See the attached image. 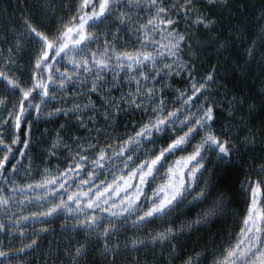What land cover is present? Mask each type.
I'll return each mask as SVG.
<instances>
[{
	"label": "snow or ice",
	"instance_id": "1",
	"mask_svg": "<svg viewBox=\"0 0 264 264\" xmlns=\"http://www.w3.org/2000/svg\"><path fill=\"white\" fill-rule=\"evenodd\" d=\"M57 7L54 0L41 5L50 14L49 23L55 19L51 29L25 15L8 54L0 56V82L18 94L11 107L8 97L0 96V106L8 107L6 115L0 112V172L7 169V175H0V231L11 236L18 229L23 236L29 233L19 227L21 222L39 225L27 244L0 248V264H24L9 258L36 247L41 234L53 231L43 220L61 212L62 230L83 232L84 239H69L62 253L50 248L44 264L49 255H62L61 264H86L90 252L99 256V264H116L122 251L137 253L129 264H201L211 241L178 251V238L229 213L232 194L221 174L226 166H237L258 137L264 141V120L257 127L248 122L256 109L254 98L227 89L221 94L215 66L196 75L195 58L205 48L227 46L224 41L217 44L218 34L211 31L216 15L201 0H75L63 6L70 14L59 16ZM259 17L258 35L264 43V8ZM201 28L210 36L201 39ZM26 40L33 47L30 71L22 79L23 70L13 69ZM256 47L253 37L249 57ZM259 59L264 64V49ZM61 60L63 68L58 66ZM172 77L184 85L175 87ZM61 100L63 107L43 112L50 101ZM260 104L264 108V95ZM29 112L35 118L63 112L77 127L66 136L60 134L61 127L44 144L48 156L67 150L64 167H44L39 179L18 183L13 177L32 145V121L23 124ZM137 114L131 123L125 120L124 132L112 131L118 117ZM22 127L23 145L18 134ZM8 131L13 133L10 140ZM81 131L87 135L75 134ZM261 153L259 163L245 165L250 174L243 184L247 206L239 231L235 239L212 247L208 264H264V146ZM31 168L30 157L24 171ZM84 169L87 175L81 179ZM100 174L105 178L98 179ZM73 180L74 191L66 188ZM30 198L40 210L17 215V204ZM157 218L158 224H150ZM128 229L135 231L121 240V232ZM148 244L161 247L151 260L141 259L138 250Z\"/></svg>",
	"mask_w": 264,
	"mask_h": 264
},
{
	"label": "trees",
	"instance_id": "2",
	"mask_svg": "<svg viewBox=\"0 0 264 264\" xmlns=\"http://www.w3.org/2000/svg\"><path fill=\"white\" fill-rule=\"evenodd\" d=\"M57 4L56 15L59 16L61 12L70 14V11L63 6L75 4V0H54ZM43 0H0V56L7 55V49L10 46V42L16 39V32L21 30L22 18L27 15L33 18V23H37L44 28L51 29L55 25V19L52 18L51 23H49V15L46 14L41 5ZM204 5H210V11L216 15V23L213 25L211 31L218 34V39L216 41L219 44L221 41L226 43L224 48H205L199 56L195 58V63L197 65L198 71L196 75L199 77L206 70L212 69L215 66V73L217 76V81L219 85V91L223 94L225 89L228 90L229 94L235 93L237 96L243 94L255 99L256 109L252 112L249 118V125L251 127H257L262 120H264V108L261 107L260 101L264 92H262V84H264V64H262L260 57V52L264 49V43L261 42L258 35L260 17L259 13L262 8H264V0H201ZM147 18V17H145ZM103 27V25H101ZM15 28V31H10V29ZM124 35V40L128 41L127 35ZM210 36L208 30L200 29L199 37L201 39ZM253 37L257 40L256 53L249 57L247 55V46L252 42ZM132 43V41H129ZM123 46V44H121ZM4 52V53H2ZM187 59V56L185 57ZM17 67L25 68V77L27 78L28 72L30 71V63L26 62L21 56H17ZM60 68L65 66L64 62L61 60L59 65ZM16 68L13 71H16ZM113 73H109V78ZM163 79V77L161 78ZM171 83L175 87H182L184 81L178 80L175 77L170 78ZM159 83V82H158ZM0 87L4 91L5 95L11 100V103L18 99V94L12 93L10 89H6L4 84L0 82ZM71 91L72 89H67ZM11 94V96H10ZM166 95H174L173 92L165 93ZM61 93L57 92V96ZM38 95L34 99H38ZM68 104L73 103L72 99H68ZM64 106V102H49L43 108V112H47L50 108H55L57 106ZM87 115V113H86ZM138 118V114L120 116L116 119L115 125L112 129L113 132H124L125 120L131 123L132 119ZM32 121V145L28 148L27 154L24 156L23 163L17 169L16 175L13 177L18 183H26L29 180L39 179L42 174L44 167L56 168V166L64 167L67 164L65 159L67 150L58 151L55 155L48 156L44 151V144L50 143L51 137L62 127L61 135L66 136L69 134L70 130H75L77 127L72 122L71 116H66L63 112L56 113L52 117H40L35 118L31 112L24 118V127L29 125ZM12 132L9 131L8 140L11 139ZM20 137L19 143L23 145L24 128L18 130ZM76 135H87L85 131L76 132ZM244 132H241L243 135ZM106 142V141H105ZM264 146V141H261L258 137L256 143L242 154V157L237 161V166H226V170L221 174V180L230 189L232 194V203L229 205V213L222 218L215 220L211 225L203 230H197L192 233H185L178 238V251L181 249L187 250L191 248L193 244L197 248H202L206 241H211L209 246V254L207 257L201 261V264H208V262L213 258L212 247L216 245H224L231 239H235L236 233L239 231L240 221L245 210V201L247 192L243 188L244 181L246 177L250 174L245 165L250 164L253 160L259 163V156L262 154L261 149ZM3 149L0 148V154H2ZM17 154H19V149H16ZM179 155V153H177ZM32 159V168L29 172H25V165H28L29 158ZM15 160V156L12 157ZM9 167L11 165L9 164ZM88 169H84L81 179L86 177ZM163 171V170H161ZM253 175L255 173H252ZM0 175H7V169H3ZM103 174L98 176V179H104ZM95 181H93L94 183ZM159 182V179H157ZM66 188L75 190L76 181L73 180L71 184H68ZM151 188H149V191ZM65 195L67 192L65 191ZM30 197L34 196L32 193H25ZM60 198V190H57L56 199ZM20 196H16V200L19 201ZM114 199V198H110ZM54 201L49 200L48 203ZM46 206V205H45ZM19 211L17 215H25L28 213L36 212L40 210V206L37 204L34 198H30L28 202L24 204H17L16 206ZM3 214H0V219H3ZM65 220V215L61 212L51 218H45L43 223L47 224L53 231L47 234H41L38 237L39 243L36 247H33L29 251H25L22 254L10 257V260H19L24 262V264H44L45 255L44 253L49 251V249H55L62 253L64 245L69 239L83 240L84 233L73 231L70 227L62 230L61 221ZM69 224L74 223V220L69 219ZM159 218L150 221V224H158ZM161 227L163 225H160ZM20 228H24L28 235H21L19 230L13 233L11 236L7 234V231H0V248H19L23 244H27L29 240L32 239L33 235L36 234L35 230L39 227L37 224H33L31 221L27 223L21 222ZM102 227V226H101ZM131 231L135 229H128L121 232V240L125 235L130 234ZM144 232L148 231L147 227L143 228ZM199 236V238H198ZM95 238H93L94 242ZM59 246V247H58ZM91 246V245H90ZM95 247H99L98 244ZM161 247L160 244H156L155 248L151 244L145 245V247L138 250L141 259H152L154 251ZM165 246V251H167ZM145 253L147 255H145ZM136 252H121L118 256L116 264H129V258L136 256ZM48 264H61L62 255H57L52 257L49 255L47 257ZM83 259V258H82ZM99 256L93 255L91 252L88 254L86 264H99ZM67 264V261H64Z\"/></svg>",
	"mask_w": 264,
	"mask_h": 264
},
{
	"label": "rangeland",
	"instance_id": "3",
	"mask_svg": "<svg viewBox=\"0 0 264 264\" xmlns=\"http://www.w3.org/2000/svg\"><path fill=\"white\" fill-rule=\"evenodd\" d=\"M32 47H33V44L26 40L25 45H24V49L22 50V52L18 56H21L22 58H24V60L26 62H29V56H30ZM2 53H4V52H2ZM16 69H22L23 70L22 79H24V77H25L24 66L23 67H17ZM0 96H6L4 91L2 90V87H0ZM10 96H11V94H10ZM11 105H12L11 100L8 98V107H11ZM8 107L0 106V112H3V114L6 115L7 111H8ZM0 119H2V116H0ZM8 135H9V131L7 132V138H8ZM246 206L247 205H246V201H245V206H244L245 209H246ZM243 213H244V211H243ZM242 219H243V214L241 217V221H242Z\"/></svg>",
	"mask_w": 264,
	"mask_h": 264
}]
</instances>
